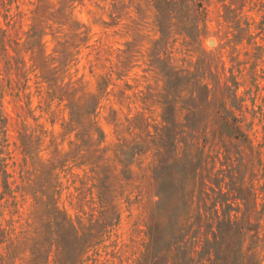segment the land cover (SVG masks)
I'll return each instance as SVG.
<instances>
[{
  "label": "rangeland",
  "instance_id": "obj_1",
  "mask_svg": "<svg viewBox=\"0 0 264 264\" xmlns=\"http://www.w3.org/2000/svg\"><path fill=\"white\" fill-rule=\"evenodd\" d=\"M0 264H264V0H0Z\"/></svg>",
  "mask_w": 264,
  "mask_h": 264
}]
</instances>
